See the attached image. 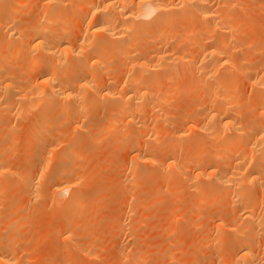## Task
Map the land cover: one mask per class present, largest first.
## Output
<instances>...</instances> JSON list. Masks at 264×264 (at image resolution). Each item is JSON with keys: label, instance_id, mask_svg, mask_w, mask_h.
Masks as SVG:
<instances>
[{"label": "bare ground", "instance_id": "6f19581e", "mask_svg": "<svg viewBox=\"0 0 264 264\" xmlns=\"http://www.w3.org/2000/svg\"><path fill=\"white\" fill-rule=\"evenodd\" d=\"M5 2H6V0H0V30H3V32L5 31L7 33L6 38H7V35L9 36L8 38H10V37L13 38L12 36L16 37V36H18L16 34H18L20 31L22 32V30H24V28L23 29L19 28L20 26H18L15 23L16 22L15 20L18 18V17L17 18L15 17L16 16L15 14L18 13V12L16 13L17 8H20V7L22 8L25 6L27 7L29 4H31V6H33L31 9L34 8L33 10H35L33 15L30 13V15H32V17L30 18L29 21L26 18L28 22L27 21H26L27 23L25 22L26 23L25 30H27L28 33L30 32L29 33L30 35L27 34V36L29 38L27 37V39H26L27 41L26 40L24 41V43L27 42L25 44H28V46L30 47V48L28 47L29 50L31 49L30 51H32L31 53H33L34 55L32 54L33 55L32 56L30 54V51H28L25 48L27 46L26 45V46H24L25 49H23V47H21V46H18L21 48V50L19 48H15L14 53H16V52L17 53H16V56H13V57L15 58L14 62H15V60H18V59L20 61L19 56L21 54L18 55L19 52L21 51L24 54V52L27 50L25 53H28V52L29 53H28V55L25 54L26 57L29 56V54L32 57L29 56V58L27 57L28 59L26 57H23L22 61L24 62V60H25L26 64L25 63L21 64L23 62H21L20 64L23 65L22 66L23 70H24V68H27L26 70H28V71H26V72H29V70H30L31 73L33 74V71L34 72L37 71V74L35 73L36 75L34 77H31V78L27 77L28 79L26 78L27 75H25V78H26V79L24 78L25 81L19 80L20 82H18L15 79V82H14V79H12V78H15L16 76H14V73H9L10 71L13 72V68L9 71V69H7L8 64L6 65V69L2 68L5 65L1 66L2 69L0 68V113L3 114V112H6V114L8 115V113L10 114L12 112L22 113V112H28L32 109L34 110L36 108H41L42 110H44L45 114H47L48 116L43 114V116L45 115L46 117H44L41 120L39 119L38 121H36L35 125L32 127L31 132H33V133L36 131L38 132L41 129L43 132L46 129V126L49 125L48 124L45 126L46 123H44V121L48 120L49 118L51 119L53 116L55 118V115H57V114L64 113L66 115L75 116V123L77 125V124H80L82 122L84 123L85 118H86V114L88 112L87 109H91L92 111H94L99 106H101V105L105 106L106 105L105 107L104 106L103 107L106 108L108 106V109H109L108 113H109V111H111L110 115H112V117H109L110 115L108 114L109 115L108 116L109 117L108 123L107 122L106 123L109 124V126L106 125L107 128L105 130H107V131L109 129L112 130V128H111L112 126L110 127V125L113 123H115L117 125L120 122V124L121 123L124 125L130 124V125L135 126L138 131L140 130V131L146 132L144 130L148 129L149 132L153 133L152 135L155 134V136H156L157 133H159V131L157 133H155L154 132L155 129L154 130L152 129L154 127L152 124H155L154 122L156 120L159 121V123L161 125L162 124L164 125L165 123L168 122L169 118H167V117H169V115L165 114L166 112L164 111L162 106H164V104H166L164 102L168 101L167 95L171 96V93L170 94L166 93L163 89L161 90V92L156 91V89H158L157 87H159V86L161 87L162 82L160 81V79L158 80V78H156L157 75L151 80H149V78H148L149 75L147 77H146V75L148 74L149 71L151 73H153L154 70L157 71L156 69H159L161 71L168 69L169 70L168 72L173 71L172 72V74H173L175 72L174 70H176L177 68L179 69L181 66L183 67V65H186V64L187 65L191 64L192 66L195 67L196 64L198 65V59L200 58L199 59L200 69L198 68V71L203 70L201 72L199 71L201 75L199 77L200 79H198V81H197L199 83L198 85L200 87H199V90L197 89L196 91L192 90V88H191V90L189 89L190 94H188V96L190 95V96L195 97L196 99H198V103L201 101L203 104L200 102L199 104L195 105V107L191 106V107H193L194 112L190 111V110L188 111L187 115L189 114V112H191V114H189L188 116L186 115L187 117H185L186 119H184L185 120L184 126H186L185 128L188 127L189 131H191V132L195 131L199 135V138L201 137V141H203V139H202V137H203L204 138L203 142H205V139H207L206 141H208V142L210 141L209 139H212L210 141L211 143L206 142L205 146L210 145V144L212 145L213 143L215 145L219 141L220 142L218 143V145L219 144L220 145L215 146V147H217V151L215 150V148L207 146L210 151H212V150L215 151L214 154H212V152L209 151L208 153H205V154L202 153L201 155H199L200 153L199 154H197V153L199 152V150H201L200 148L204 147V146H202L199 148V145L200 146L204 145V143L202 144L200 141L199 142L201 144L196 143V145L199 144L197 146V148L199 150L194 151V149H193V152H195L196 155L193 154V152H192L191 157L194 156V158H195L194 162H196V165L198 166V168L193 169V173H191V174H193V177H194V178H191L192 183H191L190 178L188 180H190V184H192V188L193 189L195 188L194 190H196L197 192H200L199 193L200 197L203 196V195H201V192H204V193L206 192L207 195H208V193H214L215 197H218L217 200H219V201L214 200V198H213V200H210V201L209 200L206 201V199H205V203H204V200L200 201V203L201 202L204 203V206H205V204L209 206L212 203L213 204L221 203V205L219 204L220 206H222L223 204L227 205L228 204V203H226L227 201L231 202V203L234 202L235 205L237 204L238 207L236 208V210H238V211H236V210H234V211H236V213L239 212L237 214V215H239L238 220L236 217L237 215L234 214L235 213L234 211H231V213L234 212L233 214L236 215L235 216L236 221L234 220L235 217L231 216V218L230 217L229 218L230 219L233 218L235 223H238L240 220L242 222V220H243L242 223L245 226L243 225V228L237 227L236 226L237 224H235L234 221H233V223H234L233 224V223H230L231 222L230 219H229L230 222H229V220L227 221V219L225 220V218L227 216L226 214L228 212H230L229 210H228V212H226V214L224 212L221 216L219 215L220 218L216 217V218H218V222L217 223L213 222V227L215 224L216 226L214 227V229L218 228L219 231L224 233L223 237L224 236L227 237L225 235V233L232 235V236L236 235L237 238H239L238 234L241 235V233H243L244 237L241 236L242 237L241 239L236 238L235 243L232 241L234 243V245H231L232 247L230 248L229 252H227V254L225 256H224V254L228 250L225 251V249L224 250L222 249L224 252H222L220 254H223L224 257L221 256L223 258H221L219 260L215 259L216 261L213 260V262H205L204 261V262H200V263H196V262L195 263L196 264H264V214L261 212L263 215L262 214L258 215L261 218L255 215V213L258 212V211L255 212V208L257 206L259 207V205L262 204V201H260V199L262 198L264 200V167H262L263 163H264V118H263L264 117V96H263L264 91L262 92L260 89V88H262V90H264V67L261 69H257L258 71L255 69L256 72L255 73L252 72V73H254L252 75L249 74L250 75L249 81H250L251 85H253L254 87H260L259 88L260 90L258 88H257L258 90L256 88H254L255 91L256 90L258 91V92L256 91V100L258 99L257 100L258 102L255 101V103L258 106L257 105L253 106V104L251 103V105L253 106V108L256 109V111L258 109V113L253 108H252V111H254V112L251 111V108L249 107L250 106L249 101L247 104H248V107L250 108V110H249V108H247V109L249 111H251V113H253L254 118L257 116H258V118L254 119L252 116L250 121H248V119H245V120H247V122H242L241 119L240 120L238 119L239 122L237 121L236 109L239 110V108L241 107V103L239 101H243V100H238L236 98L237 96L235 95L234 90L229 87V83L235 77H238L237 76L238 74H236V76L234 77L235 73H232V71H234V68L235 69H236V67L239 68V65L241 63H244L245 60H247L249 62V64L250 63L252 64L253 61L255 62V59H256L255 54L258 53V52H256V51H258L257 47H255V49H252L253 48L252 45L255 41L254 40L252 41V39H251L252 44H250V47H251L250 52H252V54L253 53L254 54L250 55L248 58V56H245V57L243 56L246 54H242V56L239 55V54H241V52H239V54H237L238 57L233 59L234 57H236V54H234V52L238 53L235 50L239 49V45H235V44H237V43L241 44V40H239L240 42H237L236 36H234L235 37L234 41L230 40L231 39L230 35L232 37L236 33H234V34L231 33L230 35H228L226 33H229V31H227V30H230V32H232V30L234 31V30H237L238 28L243 29L242 27H239L243 23V22H241L242 20L238 16L239 13H237L238 15L234 13V10L237 11V8H239L241 3L237 2V0H35V1L33 0L32 2L31 1L27 2V0H26L24 2L23 1L19 2V4L17 3L18 0L16 3L15 2L14 3L13 2L5 3ZM65 2L71 3L73 8H74V11H71V13H69V11L65 12V11H67L66 7L68 6L67 4H66L67 6H63V5H65ZM263 2H264V0H263ZM62 7L66 8V9H64L65 11L63 10ZM68 10H72V9H69V7H68ZM237 12H239V10ZM67 13H68V15H67ZM28 16L29 15H27V17ZM246 18L245 19L243 18L244 24L246 22ZM249 19H251V18H249ZM74 20H75V22L77 20V23H74ZM249 22H251L250 20H248L247 23L251 24ZM23 23L24 22H22V25H23ZM247 23L245 26H247ZM257 26H258V24L256 25V27ZM176 29L179 30V31H176V33L179 32L178 33L179 35L177 34L178 40L176 37L177 42L175 41V37H174V39H172L173 35L171 36V34H173ZM57 30H59V31H57ZM72 30H74V33H75V30H77L76 32H78L76 35L77 37L75 38V36H74L75 41H74V39H72L73 37L71 38L72 34H74ZM169 30H171V31L173 30L174 32L172 31L173 33H171ZM58 32H60V34H58ZM149 33L152 34L153 36L154 35L156 36L154 38L155 40L153 39L154 41H151L152 44L150 43V39L148 37ZM241 33H240V35H241ZM244 34H245V31H244ZM144 35H148L146 37H148L149 41H147L145 39L147 44L149 42L148 47H145L146 42H145L144 46H141L144 43L142 44V42L141 43L139 42L140 38H143L142 36H144ZM237 35L239 36V34H237ZM250 35L251 34H249L248 36H250ZM190 36H192V38ZM223 36H227V38L225 37V39L229 38L228 39L229 42H228V40H226L227 41L226 42L224 40ZM150 37L152 38L151 35H150ZM170 37H172L171 39L174 40L173 42H176V45H172L171 41H170L171 46H170L169 42H168L167 46L165 45L166 44L165 42L169 41ZM188 37H190V38H188ZM251 37H253V36L251 35ZM253 38H255V37H253ZM183 39H184V41H183ZM186 39H191L192 42L190 44H186V42H185ZM192 39H194V41ZM10 40H13V39H10ZM142 40H144V39H142ZM1 41H3V38ZM7 41H8V39H7ZM163 41H164V43H163ZM235 41H236V43H235ZM256 41H258V40H256ZM4 43L5 42H3V44ZM230 43L233 44V47L230 45ZM183 44H184V46H183ZM256 44H257V42H256ZM261 44H262V42H261ZM1 45H2V43H1ZM14 45L16 46V43ZM3 46H5V45H3ZM7 46H10V43ZM236 46H238L237 47L238 49L236 48ZM241 46H243V48H244L246 45L243 44ZM254 46H255V43H254ZM3 48L5 49V47H3ZM8 48H10V47H8ZM240 49H242V47ZM84 50H87L88 52L86 54H84L83 53ZM254 50L256 53L254 52ZM1 51H3V50H1ZM82 53H83V55H82ZM230 54H232L234 57L232 58V56H230ZM17 55L19 57L18 59H16ZM80 56L83 57L82 61L79 60V62H80L79 64L76 63L74 66H73V64L71 65V63H72L71 61H73V62L76 61L77 60L76 58H78ZM239 56H241V57H239ZM258 56L260 57V55H258ZM258 56H257V62L259 59ZM10 58H12V57H10ZM113 58H115V61H116V59H118L117 63L119 60L120 61L122 60L120 65H122V67L124 65V67H125L124 69H127V72L125 73L124 71H126V70L121 69V67H120V69L122 71L124 70L123 73H125V77H123L124 75L122 74V71H121L120 72L121 79L118 80V78H117V82L114 81L116 79V76H115L116 74L114 75V73H111L110 71L112 70V72L116 71L115 73H119L120 70L117 72L118 67H117V70L116 69L113 70L115 67H112L111 69H109L108 68L109 65L107 63L110 60L112 61ZM263 58H261V59H263ZM200 60L202 62L204 61V63L201 62L202 65L200 64ZM10 61H13V60H10ZM77 62H78V60H77ZM110 62H109V64H110ZM205 62H206V64H205ZM112 63H113V61H112ZM122 63H125V64H122ZM106 64L108 65V67H107L108 69H106L108 74L105 71ZM116 65L120 66L119 64H116ZM173 65H174V68L175 67H177V68L174 69ZM218 65H220L222 68L219 70H222V72L224 71L223 73L219 72V73H222L221 75H218V73H217L218 68L220 67V66L218 67ZM111 66H113V64ZM170 67H171V70L169 69ZM194 67H192V68H194ZM215 68L217 69L216 71H215ZM184 69H186V68H184ZM23 70H21V73L25 72ZM159 70L157 71V73L159 72ZM213 70L215 73H217L218 77L216 74H214L215 76L213 75V73H214ZM177 71H181V70L179 69ZM183 71H185V70H183ZM242 71H244V70H242ZM145 72L147 74H145ZM163 72H166V71H163ZM168 72H166V73H168ZM241 72H239V74ZM109 73H111V74H109ZM194 73H195V71H194ZM194 73H192V74L190 73L192 75V78H193ZM11 74H13L14 77H11ZM74 74H76L77 77H78V74L79 75L85 74V76L83 77V75H81L83 78L82 77L76 78V77H74ZM169 74H171V73H169ZM177 74L180 75L181 73L177 72ZM21 75L19 77L20 79H21V77H23V73ZM117 75H119V74H117ZM181 75H183V74H181ZM113 76H115V77H113ZM198 76H199V74H198ZM241 76H243V75L241 74ZM112 77H113V82H115V84L117 83L116 85H114L112 83ZM213 77H215V78H213ZM19 78H17V79H19ZM190 78H191V76H190ZM197 78L198 77H196L195 79H197ZM236 80H239V79L236 78ZM16 81H17V84H16ZM189 81L190 80H188V82ZM23 82H25V83H23ZM188 82L186 83V86L187 85H188V87L192 86V82L191 81L189 82V83H191V85L188 84ZM18 83H20V85H18ZM165 83H164V85H166ZM193 83H195V82L193 81ZM235 83H237V82H235ZM168 84H169V80H168L167 85ZM171 85L172 84H170V86L169 85L168 86L171 87ZM198 85H196V86L198 87ZM119 86L121 88H119ZM163 86H162V88H163ZM176 87L172 90H170L171 89L170 88L169 90L175 91ZM236 87H237V89H239V86H236ZM162 91H164L166 94L164 92L162 93ZM179 91H177V92H179ZM191 91H192V93H191ZM255 91L253 94H255ZM177 92L176 93L172 92V93L177 95ZM186 92H187V90H186ZM182 93H183V91H182ZM183 94H185V93H183ZM251 94H252V92H251ZM239 95H240V90H239ZM173 96L174 95L172 94V97ZM243 97L245 98L246 96L244 95ZM188 99H189V97H188ZM190 99H191V97H190ZM239 99H243V98H239ZM189 102H187V103H189ZM243 103H245V102H243ZM192 104H195V103H192ZM247 104H246V106H247ZM179 105H182V104H179ZM167 108L169 109V107H167ZM175 108H173L172 110H175ZM177 110L178 109H176L175 111H177ZM162 111H164L165 113ZM19 113H16V114H19ZM173 113H174V111H173ZM143 114H147V115H149V117L148 116L146 117V115L142 117ZM66 115H65V117H67ZM249 115L251 116L250 113H249ZM173 116H172V118L174 119ZM240 116L242 117L243 115H240ZM260 116L263 119H260L257 121V119H259ZM54 118H52V120ZM67 118H65V119H67ZM62 119H64V118H62ZM88 119L90 120V118H88ZM252 119H253V121H252ZM52 120H50V121H52ZM103 121H105V120H103ZM70 122H72V121H70ZM182 122H183V120H182ZM149 124H151V125H149ZM104 125H105V123H104ZM157 125H158V123H157ZM157 125H155V127ZM72 126H74V125H72ZM98 126H100L99 122H98ZM98 126H96V127H98ZM114 126L115 125L113 124V127ZM149 126H151V127L149 128ZM76 127H78V126H75V128ZM129 127H126V128L124 127L125 131ZM33 128L36 129V131ZM86 128H88V127H86ZM117 129H119V128H117ZM150 129H152V131H150ZM101 130H104V129L102 128ZM115 130L116 129L114 127V131ZM46 131H47V129H46ZM112 131H110V132H112ZM136 131H135V133H136ZM156 131H157V129H156ZM81 132H83V131H81ZM110 132L109 133L106 132V134H109L108 136H110ZM120 132H121V134L124 133V131H120ZM132 132H134V131H132ZM149 132H147V133H149ZM193 132H192V134L195 135V133H193ZM83 133H82V136H83ZM117 133H118L117 131L115 133L112 132L111 136H113L114 134H115V136H117L116 135ZM151 133H149V134H151ZM40 134H39V136H40ZM42 134H44V133H42ZM42 134H41V136H42ZM90 134H92V133H90ZM106 134H105V136H106ZM97 135H98V133H97ZM127 135L126 134L123 135L125 140H126ZM132 135H133V133H132ZM184 135H186V131L177 130L173 133L172 137H174L177 141L179 139L180 140L181 139L187 140L186 137L183 138ZM198 135H197V137H198ZM31 136H33L32 133H31ZM41 136L39 139H41L40 141H43L42 140L43 138H41ZM118 136L120 137V139H122L121 138L122 135L120 136V133ZM157 136H156V138L158 139L159 136L158 137ZM167 136H168V138L171 137L170 135H167ZM30 137H28L29 140H30ZM142 137H141V139H143ZM163 137L164 136H160V138H163ZM188 137H189V135H188ZM138 138H136V140H138ZM152 138H154V137H152ZM168 138H167V141H168ZM39 139L37 138L36 141H39ZM214 139H216L218 141L216 142V141H214ZM101 140H103V139H101ZM129 140H130V138H129ZM136 140L135 141H127V143L125 141L119 142V140H116V147L114 149V150H119V151L122 148L127 149L128 152L125 153L127 156H126V160L123 164V167L125 168L126 171L127 170L131 171V174L130 173H129L130 175L128 174L129 176L132 175L133 179L135 178V180L138 179L137 177L142 179V176L146 177L145 171L148 172L149 168H151V167L162 168L161 169L162 171H163V168L168 167L169 171L171 169L173 174H177L176 179L178 181L179 173L181 171L185 170L188 166L185 165V163H186L185 160L183 163H181L182 165L178 161L177 152H176L177 150L176 149L174 150V144H176V143H174L173 145H172V143L171 144L166 143L167 144V145H165L166 148L164 147V144L163 145L161 144L160 147L163 146L165 149L169 148L168 152H170L172 149L175 152H171V153L167 154V155H170V154L171 155L168 156L167 158H165V160L157 161V159H155V156L153 154L154 152H152L154 150L153 147H152V150L148 149V148H144L145 144H143V146H142V143L139 140L138 141H136ZM146 140H147V138H146ZM153 140L156 141L155 138ZM162 140H160V142ZM186 140H185V142H186ZM191 140H188V143ZM30 141H32V140H30ZM212 141H214V142L212 143ZM75 142H77V141H75ZM95 142L96 141H94V143ZM98 142H99V140H98ZM117 142H118V144H117ZM157 142L159 143V141H157ZM192 142H190V144ZM149 143H150V141H149ZM151 143L155 144L154 142H151ZM180 143H181V141H180ZM193 143H195V142H193ZM183 144H184V142H183ZM183 144H180V145L182 146V148H185L186 146L183 147ZM7 145H9V143ZM95 145H97V142L95 143ZM149 145H148V147H149ZM177 145L178 144H176L175 147H177ZM180 145H179V147H180ZM9 146H11V145H9ZM49 146H53V145H49ZM73 146L74 145L69 146V148L72 147V149H70V151L73 150L74 152H76V150H75V148H73ZM168 146H170V147H168ZM195 146L193 144V148ZM76 147H77V145H76ZM48 148H51V147H48ZM186 148H188V147H186ZM186 148H185V150H186ZM197 148H195V150ZM210 148L211 149L213 148V149L211 150ZM28 149H29V147H28ZM180 149H181V147H180ZM29 150H32V148ZM81 150L82 149H80V151ZM188 150L191 151L190 149H188ZM73 151L68 153L65 150L66 154L64 153V155L63 154L58 155L60 157H58V158L56 157L57 159H55V161L53 158L52 159L54 161L53 165L55 163V164H59L61 166V163L64 161L63 158L66 157L65 155L68 156L71 154L70 157H73V155H72ZM32 152L33 151H31L30 154H32ZM46 152L48 155V153L51 151H49V149H48V151H46ZM183 152H184V150H183ZM205 152H207V151H205ZM45 153L42 154V155H44V161H45ZM35 154H37V153H34V155ZM76 154H77V152H76ZM76 154H74V155H76ZM81 154L79 153L78 155L83 157V155H81ZM187 154L188 153H186V154L184 153V155H187ZM37 155H35V156H37ZM42 155H41V157H42ZM79 156H77V157H79ZM93 156L95 157L94 154H93ZM181 157H183V155ZM214 157L218 158V160L220 159L219 160L220 162L218 161L219 163H216L217 159L214 162ZM46 158H47V161L49 163L48 157H46ZM186 158H188V157H186ZM162 159H163V157H162ZM41 160L43 163V159H40V161ZM78 160L76 159L77 162H79ZM94 160H95V158H94ZM1 161H3V160H1ZM50 162H52L51 159H50ZM108 162H109V160L106 163H108ZM39 163L41 165V162H39ZM44 163H46V161ZM121 163H123V161ZM260 163L262 165H260ZM1 164H2V162H0V165ZM78 164H80V162ZM187 164H190V163L188 162ZM191 164H193V163H191ZM3 165H4V163H3ZM40 165H38V164H37V166L33 165L34 168L33 167L32 168L34 171L31 170L30 167H27L22 172H20V174L18 173L19 176L17 177L19 179L18 183L23 182L27 186L26 187L27 189L23 188L25 191L27 190L25 192V193H27L26 195L31 196L32 198L37 197V195H36L37 190L39 188V185L41 184L42 177H44V176H42L43 175L42 172L44 169H42V167ZM43 165H45V167H46V164H43ZM47 165H49V164H47ZM184 165L187 167L185 168ZM5 166L6 165H4V167ZM0 167H3V166L1 165ZM7 168H9V167L7 166ZM140 168L143 169L141 172L139 171V170H141ZM98 169L100 170V168H98ZM41 170H42V172H41ZM54 170H56V169H54ZM136 170H138V171H136ZM194 170H195V172H194ZM2 171L0 169V174H2ZM11 171H12V169L10 168V170L8 171V172H10L9 173L10 175L8 174V172L3 173V174L7 173L6 175H8V176H5V175L4 176H5V178L8 179V182L10 181L8 178L9 176H15V175L17 176V173L14 172V170H13V172L15 173V175H12L13 172L11 173ZM66 171H67V168L62 167V169H59L58 171L56 170V172H52V174L49 173L50 175H46V177H45L46 180H45V182L44 181L43 182H44L45 186L47 185V189H48L47 192H49L51 194V197H52V198L50 197L52 200L51 202H54L56 205L57 204L58 205H66L67 204L70 206L76 205L78 207L76 210L70 211L71 210L70 209L67 212H65L64 213V216H65L64 221L62 222V224H60L61 233H65V232L68 233L69 235L67 234V238L70 241H72L74 238H77L76 236L81 235V233L86 229L85 227L90 226L91 223L84 225V224H81L82 222L81 223L79 222V219H77V216H79L78 214L82 215L81 212L83 211V207L80 205L78 206V204H80L79 202H81V204H83V202H82V200H80L81 197L79 198L78 196H75L74 189H75V187H77L78 183H80L79 181L81 180V176H70L68 173H66ZM159 171H160V169H159ZM189 171H187V172H189ZM137 172H138V176L134 177V174H136ZM143 174H145V175H143ZM187 174L189 176V173H187ZM165 175L166 174H164V176ZM1 176L4 179L3 175H1ZM1 176H0V179H1ZM132 176H131V179H132ZM145 177H143V178L145 179ZM168 177L169 178L172 177L170 179V181H171L174 178V175H172V173H171V176H168ZM190 177H192V176L190 175ZM205 177L209 178V181L212 180L211 182H208L209 185L207 183L206 184L207 186H200L201 183L200 184L194 183V186H193V182H194L193 179L199 180V179H202ZM197 178H199V179H197ZM18 179H15V180L18 181ZM133 179L130 181L136 182ZM4 180H6V179H4ZM6 181H4V182H3V180L0 181V182H3L0 184V195H1L0 198L1 199H2L3 193L6 192L8 194V192H10V191L13 192L15 190V187L11 186V185H13L14 182H12V184H11V181H10V183L8 185H6L5 184ZM137 181H139V180H137ZM177 181L175 183H177ZM186 181L184 183H186ZM137 183H139V182H137ZM2 184H3V186L5 184V186L1 187ZM177 184H179V183H177ZM177 184H176V189H177ZM187 184H189V181ZM157 185H158L157 188L159 190L160 184L158 183ZM10 186L12 188L14 187L13 190L10 188ZM133 186H134V184H133ZM167 186H169V185H167ZM184 187H185V185H184ZM44 189H46V188H44ZM183 189H185V188H183ZM155 190L158 193L157 189H155ZM180 190L182 191V189H180ZM194 190L192 193L195 192ZM177 191H179V190H177ZM252 191H254V193ZM159 192L162 193V189ZM169 192H171V195H172V190ZM21 193H22V191H21ZM130 193H132V191ZM141 193L142 192H140V195H141ZM163 193H165L164 190H163ZM189 193H191V191ZM204 193H202V194H204ZM151 194L152 193H150L149 195H151ZM46 195H47V193H46ZM135 195L136 194H134V196ZM154 195H157V194L153 193V196ZM163 195H167V194L165 193ZM197 195H198V193H197ZM207 195L205 197H208ZM10 196H11V193H10ZM180 196H182V195H180ZM130 197L132 198V195ZM100 198H101V196H100ZM178 198L180 199V197H178ZM138 199H140V198H138ZM160 199H158V200H160ZM179 199H178V201H180V202H181V200L183 201V199H181V200H179ZM8 200L6 199V201H8ZM13 200L9 201L10 204L8 206V208L11 207V209H9L11 212H8V213L6 212L9 216H12L10 213H12V211L15 212V210L18 208V206H21L19 199H16L19 204L16 202V200H14V201ZM148 200H150V198H148ZM84 201H86V200H84ZM135 201H134V203H135ZM143 201H145V200H143ZM150 201L152 203V200H150ZM86 202H88V201H86ZM89 202H90V200H89ZM122 202L124 203V201H122ZM193 202H194V200H193ZM214 202H216V203H214ZM222 202H223V204H222ZM151 203H149V204H151ZM172 203L175 204V202H173V201H172ZM200 203H199V205L201 206L202 204H200ZM1 204H3V203H1ZM118 204L119 203H117L116 205H118ZM147 205H145V206H147ZM199 205H196V202H195V206H197V210H198ZM174 206H177V204H175ZM188 207H190V206H188ZM188 207H186V209ZM117 208H119V205ZM123 208L121 207V209H123ZM171 208L172 207L170 206V209ZM217 208H218V206H217ZM229 208H227V206H226V209H229ZM6 209L7 208H5V210ZM190 209H193V208H190ZM133 210H135V209H133ZM175 210H177V208L176 209L174 208L173 211H175ZM1 211H2V209H0V212ZM3 211H4V208H3ZM83 212H85V211H83ZM183 212H185V211H182V214H184ZM163 213H164V211H163ZM84 214L85 213H83V215ZM165 214H168V213L165 212ZM8 215H7L5 221H7L8 219L9 220L6 222L5 228L14 221V220L11 221L12 217H14V216L9 217ZM169 215H167L166 217H168ZM171 215H172V217H174L173 213ZM4 216H6V215H4ZM181 216H180V218H181ZM172 217H170V219ZM79 218H80V216H79ZM82 218H81V221H82ZM216 218L214 220H216ZM75 219H77L80 224L77 225V221H75ZM111 219L112 218H110V221H108V222H112L113 219L112 220ZM119 219H121V218H119ZM86 220H87V218H86ZM86 220H84V221H86ZM178 220H179V218H178ZM1 221H2V219H1ZM5 221H3V223ZM120 223H121V221H120ZM122 223H123V220H122ZM170 223H168V224H170ZM94 224H95V222L93 223V225ZM199 224H200V226L203 225L202 223H199ZM111 225H115V223L111 224ZM124 225H125V223H124ZM189 225H190V223H189ZM165 226H167V224ZM169 226L170 225H168V229H169ZM187 226H188V224H187ZM18 227H16V228H18ZM95 227H96V225H95ZM188 227H190V226H188ZM75 228H77V229L74 230ZM107 228L110 229L109 226ZM124 228L125 227L123 226V229ZM161 228H162L161 229V231H162L163 227H161ZM194 228H195V226H194ZM205 228H207V226H205ZM116 229H119V228H116ZM116 229H115V231H116ZM182 229H184V228H182ZM120 230H121V228H120ZM172 230H174V229H172ZM15 231H17V230H15ZM15 231H12V233H11V231L9 232L11 234L7 238L8 241L7 240L5 241L3 238H0V264H21V261H19V259L17 258V255L14 251L16 246L14 247V249H12L13 246L11 247L10 246L11 244L9 243L10 240L12 241L13 239H15L17 237L16 236L17 234L15 235ZM118 231L119 230H117V232ZM210 231H211V228H210ZM94 232L95 231H93V233ZM168 232H170V231H168ZM172 232L173 231H171V233ZM87 233H84V234H87ZM95 233H97V232H95ZM183 233H185V232L183 231ZM207 233H210V232L208 231V232H206V234ZM216 235L218 236V233ZM19 236H20V234H19ZM211 236L213 238V235H211ZM221 237H222V235L219 236L220 240L222 241L223 238L221 239ZM86 238H90V237L85 236V241H86ZM93 239H95V238H93ZM187 239H188V237H187ZM206 239L207 238H205V240ZM234 239H235V237H234ZM255 239L257 240L256 243L260 244L259 248H262V250L259 252L258 251L256 252L258 244L257 245L254 244ZM200 240H202V239H200ZM196 241L194 243L197 244L198 241L197 242ZM215 241H214V243H215ZM86 242L88 243V242H90V240L86 241ZM86 242H85V245H86ZM216 242H219V241H216ZM95 243H97V240ZM208 243H210V242H208ZM177 244H180V243L178 242ZM225 244H226V242H225ZM89 245H90V243H89ZM199 245H200V243H199ZM221 245H219V246H221ZM197 247L199 248L198 245H197ZM254 247H255V249H254ZM224 248H226V247H224ZM194 250H196V249H194ZM165 251H167V246L165 248ZM123 252L126 255L124 250H122V254H123ZM138 253H140V252H138ZM168 253H169V251H168ZM127 254H129V253H127ZM159 254H158V256H159ZM18 255L20 256V253ZM161 255H163V254H160V256ZM167 257H169V255L166 257L164 255V258H167ZM191 257H192V255H191ZM159 258H161V257H159ZM181 264H183V263L181 262Z\"/></svg>", "mask_w": 264, "mask_h": 264}, {"label": "rangeland", "instance_id": "374dc122", "mask_svg": "<svg viewBox=\"0 0 264 264\" xmlns=\"http://www.w3.org/2000/svg\"><path fill=\"white\" fill-rule=\"evenodd\" d=\"M22 1L24 2L26 0H21V1L18 0V2H17V0H6L5 3H9V2H13V3L15 2L16 3L17 2L19 4V2H22ZM28 1L32 2L33 0H27V2ZM237 2L241 3L239 8H237V11L239 10V12L234 10V13L235 14L239 13V15L238 14L237 15L242 20L241 22H243L239 27H242L243 29L238 28L237 30H234V31L232 30V32H230V30H227V31H229V33H226L228 35H230L231 33H233V34L236 33L232 37L230 35V38H231L230 40L234 41V39H235L234 36H236V38L238 39V40L236 39L237 42H240L239 40H241V44L240 43L235 44L236 41L234 43L235 45H239V49L237 48L238 46H236V48L239 51L235 50L238 53H235L233 51L234 54H236V57H234L232 54H230V56H232V58L234 57L233 59H235V58L238 57L237 54H239V52H241V54H239V55L242 56V54H246V55H243V56L244 57L248 56V58H249L250 55H253L254 53L252 54V52H250L251 51L250 44H252L251 43V39H252V41L253 40L255 41L254 42L255 46H254V43H253V45H252L253 48L252 49H255V47L258 48V49L256 48L258 50L256 52H258V53H256L255 50H254V52L256 53L255 54V57H256L255 62L253 61L252 64L251 63L249 64V62L247 60H245L244 63H241L239 65V68L238 67H236V69L234 68V71H232V73H235L234 77L236 76V74H238L237 75L238 77H235L229 83V87L234 90L235 95L237 96L236 98L238 100H243V101H239L241 103V107L240 106H239L240 108L238 107L240 111L236 109L237 121L239 122V120L241 119L242 122H247V120H245V119H248V121H250L252 116H253V113H251V111H252L253 106L257 105L255 103V101L258 100V99L256 100V91L260 88V87H254L253 85H251V83L249 81V77H250L249 74L252 75V74H254L256 72L257 69H261V68L264 67L263 66L264 65V58H263L264 57V54H263L264 53V51H263L264 50V26H263L264 25V5H263L264 2H263V0H237ZM69 4L72 6L71 3H66V2H65V5H63V6H67L66 7L67 11L64 10V9H66L65 7L64 8L62 7V8H63V10L65 12L69 11V13H71V11H74V8H73V6L71 7ZM29 5L28 6L30 8L28 6L27 7L25 6V7H22V8L21 7L17 8L16 13L17 12L18 13L15 14L16 15L15 17L16 18L18 17V18L15 20L16 21L15 23L18 26H20L19 28H21V29L24 28V30H22V32L20 31L21 33L19 32L20 34L19 33L16 34L18 36H16V37L12 36L13 38H11V37L8 38L9 36L7 35V38H6V34L7 33L5 31L3 32V30H0V59H1L0 60V68H1L2 65L3 66L5 65L2 68L6 69V65L7 64H8L7 69H9V71L13 68V72L10 71L9 73H14V76H16L15 78H12V79H14V82H15V79L18 82H20L21 80L25 81V79L27 77L31 78V77H34L37 74V71H35V72L33 71V74L31 73L30 70H29L30 73L26 72V71H28V70H26L27 68H24V70H23V67H22L23 65H21V64L25 63V60H24V62L22 61L23 57H26V55H28V53H29V52L28 53H25V52L27 50L28 51L31 50V49L29 50L30 47L28 46V44H25L27 42L24 43V41L28 37L27 34L30 33V32L28 33L27 30H25L26 23L30 20V18L32 17L33 13L35 12V10H33L34 8L31 9L33 6H31V4H29ZM68 7H69V9H72V10H68ZM30 13L32 15H30ZM27 15H29V16L27 17ZM67 15H68V13H67ZM245 16L246 17L248 16V17L246 18ZM26 18L28 19V21H27ZM243 18L244 19L246 18L245 24H244ZM249 18H251V19H249ZM248 20L251 21V22H249L251 24L247 23ZM22 22H24L23 25H22ZM74 23H77V20H76V22L74 20ZM246 23H247V26H245ZM257 24H258V26L256 27ZM57 31H59V30H57ZM72 31L74 33V30H72ZM76 31L77 30H75V33L72 34V36H71V38L73 37L72 39H74V41H75V38L77 37L76 35L78 33ZM169 31L171 33L174 32L173 30H172L173 32L171 30H169ZM176 31H179V30L176 29L175 32H174L175 34L174 33L171 34V36L173 35V38L170 37L169 41L165 40L166 41L165 42L166 46H167L168 42L170 44V41H171L172 45H176V42L178 40L177 36L179 35L178 34L179 32L176 33ZM244 31H245V34H244ZM240 33H241V35H240ZM58 34H60V32H58ZM237 34H239V36ZM249 34H251L255 38L251 37V35L248 36ZM148 35H144V36H142L143 38H140L141 41L139 40V42L140 43L142 42V44L144 43L143 45H141L138 42L141 46L145 45L146 40L149 41L148 37L150 39V43H151V41L155 40L154 39L156 37L155 35L153 36L150 33ZM150 35L152 36V38L150 37ZM74 36H75V38H74ZM146 36H148V37H146ZM174 37H175V41L176 42H173L174 40H172V39H174ZM176 37H177V40H176ZM190 37L192 38V36H190ZM190 37H188V38H190ZM223 37H224L225 41L229 39V38L225 39V37L227 38V36H223ZM2 38H3V41H1ZM7 39H8V41H7ZM10 39H13L14 41L10 40ZM142 39H144V40H142ZM192 40L194 41V39H192ZM256 40H258V41H256ZM259 40L262 42V44H261V42ZM183 41H184V39H183ZM3 42H5L6 44L5 43L3 44ZM185 42H186V44H190L192 41H191V39H186ZM228 42H229V40H228ZM256 42H257V44H256ZM1 43H2V45H1ZM9 43H10V46H7V45H9ZM15 43H16V46L14 45ZM163 43H164V41H163ZM148 44H149V42H148ZM148 44L146 42V46L145 47H148L149 46ZM171 44H170V46H171ZM243 44L246 45L244 48H243V46H241ZM3 45H5V46H3ZM230 45L233 47L232 43H230ZM18 46L23 47V49H25V48L27 49L25 52L23 51L24 54L20 51L21 48L18 47ZM24 46H26V47L24 48ZM183 46H184V44H183ZM3 47H5V49ZM8 47H10V48H8ZM241 47H242V49H240ZM15 48H19L20 49V50L19 49L18 50L21 53L19 52L18 55H20V54L21 55L19 56L20 57V61H19V59H18L19 57L17 55L16 59H18V60H15V62H14L15 58L13 56H16V53H17V52L14 53L15 52L14 51ZM1 50H3V51H1ZM31 52L32 51H30V54L32 55L33 53H31ZM87 52H88L87 50L83 51L84 54H86ZM83 53H82V55H83ZM30 54H29V56H31ZM257 54L260 55V57ZM256 55L259 57L258 62H257V56ZM29 56H27V57L29 58ZM241 56H239V57H241ZM10 57H12V58H10ZM261 58H263V59H261ZM76 59L78 60V62H77ZM76 59H75L76 61H74L75 63L73 61H71L72 62L71 65L73 64V66H74L76 63L79 64L80 63L79 60L82 61L83 57L80 56V57H78ZM199 59H198V65L196 64L195 67L192 66L191 64L183 65V67L187 69L186 70V69H184L181 66L182 68L180 67L179 69L182 72L181 71H177L179 69L177 67L174 68V65H173V68L174 69L177 68V69L174 70L172 68L176 72V73L174 72L173 74H172L173 71L172 72H168L169 71L168 69L167 70H163V71H166L168 73L163 72V71H161L159 69H156L157 71L159 70L158 73L155 70H154V72L151 70L153 73H151L150 71L149 72L147 71L148 72V74H147L145 72V74H147L146 77L149 75L148 76L149 80L153 79L157 75L156 78H158V80L160 79V81L163 83L162 84L160 82L161 83V87L160 86L157 87L159 90L156 89V91H158V92L160 91L161 92V90L163 89L166 93H169V94L171 93V96L170 95H167L168 97L166 96L168 101H165L164 103H166V104L163 103L164 106H162L166 113L164 111H162V112H164L166 115H169V117H167V118H169L170 120L168 119V122L165 123L164 125L163 124L161 125L159 123V121H157V120L156 121L154 120L155 124H152L154 126L152 129L153 130L155 129L154 132L157 133L159 131V133H157V135L159 137L156 135L158 137V139L156 138L155 134L152 135L153 133L149 132L148 129H147L148 131L144 130L146 132H143V131H140V130L138 131L135 126L130 125V124H125L124 125L122 123H121L122 124L121 125L120 122L117 125L115 123H113L115 125L114 126L115 129H116L115 131H114L113 124L110 125V127L112 126L111 128H112L113 131L110 130V129L108 131L105 130L107 128L106 125L109 126V124H107L108 123V118L112 117V115H110L111 111H109V113H108V110H109L108 106L106 108H104L106 105L105 106L103 105L104 107L101 105L94 111H92L91 109H87L88 112L86 114V118H85L84 123L82 122V123L77 124V125L75 123V116L66 115L64 113L57 114V115H55V118H54V116L52 117V118H54L53 120H52V118L51 119L49 118L48 120H45V121L43 120L44 123H46L45 126L49 124L48 125L49 127L46 126L47 131H46V129L45 130L43 129L44 131L42 132V129H41V130H39L37 132L36 129H34L35 128L34 127L33 129L36 131L34 133L31 132V131H32V127L35 125L36 121H38L39 119L41 120L44 117L48 116L47 114H45L44 110H42L41 108H36L34 110L32 109V110H30L28 112H22V113L16 112V113H19V114H16V113L12 112V113H10L11 115L8 112H7L8 115L6 114V112H3V114L0 113V156H1L0 157V162H2L1 165L3 167H4V165H6L4 168L0 167L1 171L3 170L2 174H0V176L3 175L4 179L7 180V181L4 180L2 178V176H1L0 181L1 180H3V182L6 181V183H5L6 185H8L10 183V181H11V184H12V182H14L13 185H11V186L15 187V190L13 192L10 191V192H8V194L5 192V193H3L2 199L0 198V209H2V211H1L2 213L0 212V235H1L0 238H3L6 241L8 236L12 233V231L17 230V231H15V235L17 234L16 235L17 237L15 239H13L12 241L10 240L9 243L11 244L10 245L11 247L13 246L12 249H14V247L16 246L14 251H15L19 261H21V264H178V263L181 264V262L183 264H196V263H200V262H204V261L205 262H213V260L216 261L215 259L219 260V259L223 258L227 254V252H229L230 248L232 247L231 245H234L237 236L236 235L232 236V235H229V234L225 233V235L227 237L224 236L225 237L224 238L223 237L224 233L219 231L218 228L214 229V227L216 225L214 224V227H213V222L217 223L218 222V218H216V217L220 218V216L224 212L226 214V212H228V210L230 212H228L229 214L228 213L226 214L227 216H226L225 220L227 219V221H228L231 218V216L235 217L239 213V212L236 213V211H238V210H236V208L238 207L237 204L235 205L234 202L231 203V202L227 201L226 203H228L229 205L228 204L227 205L223 204V202H222L223 205L220 206L221 203L214 202L216 204L212 203L213 205L210 204L209 206L205 204V206H204L205 199H206V201L207 200L210 201V200H213V198H214V200L219 201V200H217L218 197H215L214 193H208V192H207L208 195L206 194V192L205 193L201 192V195H203V196L200 197V194H199L200 192H197L196 190H194L195 188L193 189L192 188V184H190V180H191V183H192V179L191 178H194L193 174H191V173H193V169L198 168V166L196 165V162H194L195 161L194 156L191 157L192 156L191 153L193 152V149H194V151H198L199 149L197 148V146L199 144H201V143L202 144L204 143V145H201V146L199 145V148L202 147V146H204V147L200 148L201 150H199V152L197 154L200 153L199 155H201L202 153H204V154L208 153L210 151L208 149V147H213L217 151V147H215V146H217L218 143L220 142V141L217 142L218 140L214 139V141H216L217 143L215 142L216 144L214 145V143H213L214 141H212L213 144L212 145L211 144L207 145L208 146L207 147V146H205L206 142H208V141H206L207 139H205V142H203L204 138L202 137L203 141H201V137L199 138V135L195 131L194 132L192 131L193 133H195V135H193L192 132L189 131V128L187 127L188 128L187 129V128H185L186 126H184V124H185L184 123L185 122L184 119H186L185 117H187L189 114H191V112H189V114L187 115L188 111L189 110L193 111V107H195V105H197V104H199L201 102L200 101L198 103V99H196L195 97L190 96V95L188 96V94H190L189 89L191 90V88H192V90L196 91L197 89L199 90V87H200L198 85L199 83L197 81H198V79H200L199 78L200 75H201L200 72L203 71V70H199L200 72L198 71V68L200 69ZM10 60H13V61H10ZM117 60L118 59H116V61H115V58H113L112 59L113 63L110 60L111 62L110 61L107 62L109 67H108L107 64H106V67H105V71L106 72H107L106 69H108V68L111 69L112 67H115L113 70H115V69L117 70V67H118L117 72L120 70L119 73H115L116 71L112 72V70L110 71L111 73H114V75L116 74L115 75L116 79L114 78L115 79L114 81H116V82H117V78H118V80L121 79V77H120V72L122 71L121 69L125 68L124 65H123V67H122V65H120L122 60L121 61L119 60L118 63H117ZM21 62H23V63H21ZM109 62H110L111 65L113 64V66H111L109 64ZM201 62L202 61L200 60V64L202 65V63H204V61L202 63ZM116 64H119L120 66H118ZM122 64H125V63H122ZM205 64H206V62H205ZM219 66L220 65H218V67ZM120 67H121V69H120ZM192 67H194V68H192ZM169 69L171 70V67ZM219 69H222L221 66L218 68V72H217L218 75H221L224 71L222 72V70H219ZM21 70H23L25 72H22L23 73V77H21V79H20L19 77L22 74ZM124 70H126V71H124ZM124 70L123 71L126 73L127 69H124ZM183 70H185L186 72L183 71ZM216 70L217 69L215 68V71ZM242 70H244V71H242ZM123 71H122V74L124 76L123 75L122 76L125 77V73H123ZM194 71H195V73H194ZM177 72H180L183 75H181V74L179 75V74H177ZM213 72H214V70H213ZM219 72H222V73H219ZM239 72H241V73L239 74ZM252 72H254V73H252ZM111 73H109V74H111ZM169 73H171V74H169ZM190 73L191 74L194 73L193 74V78H192V75ZM217 73L214 72L213 75L214 74L217 75ZM107 74H108V72H107ZM117 74H119V75H117ZM198 74H199V76H198ZM241 74L243 76H241ZM25 75H27L26 78H25ZM81 75H83V77L85 76V74H80V75L78 74V77L79 78L82 77ZM218 75H217V77H218ZM14 76H13V74H11V77H14ZM115 76H113V77H115ZM190 76H191V78H190ZM74 77L78 78L76 74H74ZM113 77H112V83L114 85H116L117 83L115 84V82H113ZM196 77H198V78L195 79ZM17 78H19V79H17ZM213 78H215V77H213ZM236 78H238L239 80H236ZM168 80H169V84L168 85L170 86V84H172L171 87H169L167 85ZM188 80H190L192 82V86H190L191 83H189L190 81L188 82ZM17 81H16V84H17ZM193 81L195 83L196 82L197 83L195 84V83H193ZM187 82H188V84H190L189 85L190 87H188V85L186 86ZM235 82H237V83H235ZM23 83H25V82H23ZM164 83L166 85H164ZM18 85H20V83H18ZM196 85H198V87ZM162 86H163V88H162ZM174 86L175 87L177 86L176 90L175 91L174 90L170 91V90L175 88ZM236 86H239V89H237ZM119 88H121V87L119 86ZM254 88H256V89L258 88V89L255 91ZM260 89H261L262 92L264 91V90H262V88H260ZM186 90H187V92H186ZM239 90H240V95H239ZM253 90L255 91V94H253L254 93ZM164 91H162V93ZM177 91H179V92H177ZM182 91H183V93H185V94L187 93V94L186 95L183 94ZM172 92H174V93L177 92V95L172 93ZM251 92H252V94H251ZM191 93H192V91H191ZM172 94L174 96L175 95L176 96L175 97L173 96L174 97L173 98ZM244 95L246 96L245 98L243 97ZM188 97H189V99H188ZM190 97H191V99H190ZM238 97L239 98H243V99H239ZM248 101H249V105H250L249 107L251 108V111H249L250 108L248 107V104H247ZM187 102H189V103H187ZM243 102H245V103H243ZM192 103H195V104H192ZM251 103L253 104V106L251 105ZM179 104H182V105H179ZM246 104H247V106H246ZM191 106H193V107H191ZM167 107H169V109ZM173 108H175V110L176 109H178V110L177 111L172 110ZM247 108H249V110ZM253 109H255V108H253ZM173 111H174V113H173ZM255 111H256V109H255ZM252 112H254V111H252ZM256 112L258 113V109H257ZM249 113L251 114V116L249 115ZM43 114H45L46 116L45 115L43 116ZM65 115L68 118L65 117ZM145 115H146V117L147 116L149 117V115H147V114H143L142 117L145 116ZM240 115H243V116L241 117ZM172 116L174 117V119L172 118ZM62 118H64V119H62ZM65 118H67V119H65ZM88 118H90V120ZM253 118H254V116H253ZM255 118H258V116L255 117ZM263 118L260 116V118L257 119V121L260 120V119H263ZM50 120H52V121H50ZM103 120H105V121H103ZM182 120H183V122H182ZM70 121H72V122H70ZM252 121H253V119H252ZM98 122H99L100 126H98ZM104 123H105V125H104ZM157 123H158L159 126L157 125ZM72 125H74V126H72ZM149 125H151V124H149ZM155 125H157V126L155 127ZM75 126H78V127L75 128ZM96 126H98V127H96ZM86 127H88V128H86ZM124 127L125 128L129 127V128L126 129V131H125ZM150 127L151 126H149V128ZM102 128L105 131L101 130ZM117 128H119V129H117ZM152 129H150V131H152ZM156 129H157V131H156ZM80 130L83 131L84 133L81 132ZM177 130L186 131V135L183 136V138H185V137L187 138V140L185 139L186 142H185L184 139L183 140L179 139L177 141L174 137H172L173 133L175 131H177ZM110 131H112L114 133L117 131L118 132L116 134L117 136H115V134L113 136H111L112 132H110ZM120 131H124V133L121 134ZM132 131H134V132H132ZM135 131H136V133H135ZM106 132H108V133L110 132V136H108L109 134H106ZM147 132H149L151 134H149ZM31 133L33 134V136H31ZM40 133L41 134L44 133V134H42V136H41ZM82 133H83V136H82ZM90 133H92V134H90ZM97 133H98V135H97ZM104 133L106 134V136H105ZM119 133H120V136L122 135L121 136L122 139H120V137L118 136ZM132 133H133V135H132ZM39 134H40L41 138H43L42 139L43 141H40L41 139H39L40 138ZM125 134L126 135L128 134L126 136V140L123 137V135H125ZM101 135L103 137L104 136L105 137L103 138ZM167 135H170L172 138L170 136L169 137L171 139L168 138ZM188 135H189V137H188ZM197 135H198V137H197ZM160 136H164V137L160 138ZM165 136L168 138V141L170 143L167 141V138ZM28 137H30V140H32V141H30ZM99 137L100 138L102 137L101 139H103V140H101ZM141 137L143 139H141ZM145 137L147 138V140H146ZM150 137L151 138L154 137L156 139V141L153 140L154 138L151 139ZM37 138L39 139V141H36ZM129 138H130V140H129ZM136 138H138V140L142 143V146H143V144H145L144 148H148V149L152 150V147H153L154 150L152 152H154L153 154L155 156V159H157V161L165 160V158H167L168 156L171 155V154L170 155H167V154H169L171 152H175L174 150L176 149L177 150L176 152H177L178 161L180 162V164L183 163L184 160H185V162H186L185 165L188 166L187 167V166L184 165L185 168L187 167L185 170H183L185 173L183 171H181L179 173V175H178V181H177V179H176L177 178V176H176L177 174H173L171 169L169 171L168 167L163 168V171H162L161 170L162 168H154V167L150 166L151 168H149V170L147 169L148 172L145 171L146 172V177L142 176V179L137 177L138 179L135 180V178L133 179V176L131 175L132 179L134 181H136V182L130 181V180H132L131 176H129L131 174V171H128V170L126 171L125 168L123 167V164H124V162L126 160V156H127L125 153H127L128 151H127L126 148H122V149H120V151L119 150H114V149L116 147V140H119V142L120 141H123V142L125 141L127 143V141H135ZM162 139L163 140L165 139V140L163 141ZM98 140H99V142H98ZM138 140H136V141H138ZM160 140H162V141L160 142ZM170 140L171 141L173 140V141L171 142ZM188 140H191L190 142L193 141L195 143L192 142L190 144V142L188 143ZM209 140L211 141L212 139H209ZM75 141H77V142H75ZM94 141L97 142V145H95L96 142L94 143ZM149 141H150V143L154 142L155 144H153V143L150 144ZM157 141H159V143ZM180 141H181V143H180ZM183 142H184V144H183ZM8 143L11 146L7 145ZM166 143L167 144H171L172 143V145L174 143H176L178 145H177V147H175L176 144H174V150L172 149L171 151L169 150L170 152H168L169 148L165 149L166 148L165 145H167ZM196 143H199V144L196 145ZM117 144H118V142H117ZM161 144L162 145L164 144L165 148L163 146L160 147ZM180 144H183V147L186 146L188 148L185 147L186 148V150H185V148H182V146ZM193 144H194V146L196 145L194 148H193ZM49 145H53V146H49ZM71 145H74L73 148H75L77 154H76V152L71 150L76 155H74L73 153H72L73 157H70L71 154L68 155V156L65 155L66 159L63 158L64 161L61 163V166L59 164H55V163L53 165V162L55 161V159L60 157L58 155H62V154L64 155V153L66 154V152H68V153L71 152L70 149H72V147L69 148V146H71ZM76 145H77V147H76ZM148 145H149L150 148L148 147ZM179 145H180L181 149H180ZM28 147H29V149L32 148V150H29ZM48 147H51V148H48ZM168 147H170V146H168ZM47 148L49 149V151H51V152L48 153V155H47V152H46V151H48ZM79 148L82 149L81 150L82 152L80 151ZM195 148H197V149L195 150ZM182 149L184 150V152H183ZM188 149H190L191 151H189ZM65 150H66V152H65ZM31 151H33L32 154H30ZM205 151H207V152H205ZM210 152H212V154L215 153V151H213V150L210 151ZM34 153H37L38 155L39 154L40 155L38 156L37 154H35V155L38 156L37 157V156L34 155ZM44 153H45V161H46V163H44L45 162L44 161V155H42ZM79 153L80 154L82 153L81 155H83V157L79 156L78 155ZM184 153L185 154L188 153V154L184 155ZM93 154L95 155V157L93 156ZM193 154L196 155L195 152H193ZM41 155H42L43 158L41 157ZM182 155H183L184 158L181 157ZM77 156H79V157H77ZM46 157H48L49 163H48ZM162 157H163V159H162ZM186 157H188V158H186ZM53 158H54V161L52 160ZM94 158H95V160H94ZM40 159H43V163H42V160L40 161ZM50 159H51L52 162H50ZM76 159L77 160L79 159L78 161L80 162V164H78L79 162H77ZM1 160H3L4 162L1 161ZM108 160H109V162L106 163ZM215 160H216V163L220 162L219 161L220 159L218 160V158H216V157H214V162H215ZM122 161H123V163H121ZM39 162H41V165H40ZM188 162L190 164L191 163H193V164H191V165L187 164ZM3 163H4V165H3ZM37 164L40 165L42 167V169H44L43 172L41 170V172L43 174L42 176H44V177H42L41 184L39 185V188L37 190V193H36L37 197L36 198L35 197L32 198L31 196L26 195L27 193H25V192L27 190L25 191L23 188L27 189L26 188L27 186L23 182L18 183L19 179L17 177L19 176L18 173L20 174V172H22L27 167H30L31 170H33V168H34L33 165L37 166ZM43 164H46V167ZM47 164H49V165H47ZM260 165H262V164L260 163ZM7 166L9 168H7ZM62 167L63 168H67L66 173H68L70 176H81V180L79 181L80 183H78L77 187H75V189H74V194H75V196H78L79 198L81 197L80 200H82L83 204H81V202H79L80 204H78V206L79 205L82 206L83 207V211H85V212L82 211L81 212L82 215L78 214L80 216V218H79V216H77V219H79V222L80 223L82 222L81 224H84V225L85 224L87 225V224L91 223L90 226L85 227L86 229L81 233V235L76 236L77 238H74L72 241H70L67 238V234L68 233H66V232H65L66 234L65 233H61L60 224H62V222L64 221V218H65L64 213L65 212H67L70 209H71L70 211L76 210L78 207L76 205L75 206H70V205H67V204L66 205H58V204L56 205L54 202H51L52 201L51 200V198H52L51 194L49 192H47V190H48L47 189V185L45 186V184H44V182L46 180V178H45L46 175H50V174H52V172H56V170L58 171L59 169H62ZM97 167L100 168V170ZM262 167H264V163H263ZM10 168L12 169L11 173L14 170V172L17 173V176L13 172L14 174L12 173V175H15V176H9L8 178H9L10 181L8 182V179L5 178V176H8V175H6L7 173H5V174H3V173L4 172H8L10 170ZM54 169H56V170H54ZM140 169L141 170H139V171L141 172L143 169L142 168H140ZM159 169H160V171L162 173L159 171ZM136 171H138V170H136ZM187 171H189V172H187ZM194 172H195V170H194ZM9 173L10 172H8V174ZM171 173H172V175H174V178H173L174 180L172 179L170 181V179L172 177L169 178L168 176H171ZM187 173H189V176H188ZM164 174H166V175L164 176ZM143 175H145V174H143ZM190 175L192 177H190ZM136 176H138V172L136 174H134V177H136ZM143 177H145V179ZM180 178L181 179L183 178V179L181 180ZM189 178H190V180H188ZM206 178L207 177L202 178V179L197 178L199 180L193 179V181H194L193 182V186H194V183L195 184L196 183L197 184L201 183L200 186H207L206 184L208 182H211L212 180L209 181V178H207V179ZM15 179H18V181H16ZM137 180H139V181H137ZM176 181L179 184L175 183ZM185 181H186V183H184ZM188 181H189V184H187ZM3 182H0V184L3 183ZM137 182H139V183H137ZM132 183L134 184V186H133ZM156 183L160 184L159 185L160 186L159 190L157 188L158 185ZM5 184H4V186H5ZM176 184H177V189H176ZM167 185H169V186H167ZM184 185H185V187H184ZM208 185H209V183H208ZM2 186H3V184L1 185V187ZM11 186H10V188L13 190L14 187L12 188ZM182 187L185 188V189H183ZM44 188H46V189H44ZM155 189H157L158 193L156 192ZM161 189H162V193L159 192V191H161ZM180 189H182V191ZM163 190L165 191V193L167 195H163V194H165V193H163ZM168 190L169 191L172 190V195H171V192H169ZM177 190H179V191H177ZM193 190L195 191L194 193H192ZM21 191H22V193H21ZM131 191H132V193H130ZM190 191H191V193H189ZM140 192H142L143 194L141 193V195H140ZM252 192L254 193V191H252ZM10 193H11V196H10ZM46 193H47L48 196L46 195ZM150 193H152L151 194L152 196L149 195ZM153 193L157 194L158 196L154 195L155 196L154 197ZM197 193H198L199 196L197 195ZM202 193H204V194H202ZM134 194H136V195L134 196ZM99 195L101 196V198H100ZM131 195H132V198L130 197ZM180 195H182V196H180ZM206 195L208 197H205ZM178 197H180V199ZM138 198H140V199H138ZM148 198H150V200H152V203H151L150 200H148ZM6 199L7 200L9 199V200L6 201ZM13 199L14 200L19 199V202L21 203L20 204L21 206H18V208L15 210V212L12 211V213H10L14 217L9 216L7 214L8 212H11L9 210V209H11V207L8 208V206L10 204L9 201H12ZM158 199H160V200H158ZM178 199L179 200L183 199V201L181 200V202H180V201H178ZM84 200H86L88 202L90 200V202L88 203V202H86ZM143 200H145V201H143ZM193 200H194V202H193ZM202 200H204V203L203 202L200 203V201H202ZM122 201H124V203ZM134 201H135V203H134ZM172 201L175 202V204H177V206H174L175 204L172 203ZM260 201H262V204L259 205V207L257 206L255 208V212L258 211L257 213H255L256 216H258V215H260L262 213L264 214V203H263L264 200L261 198ZM16 202H17V200H16ZM195 202H196V205H199V203H200L204 207L202 205H201L202 207L199 205L198 210H197V206H195ZM1 203H3V204H1ZM117 203H119L118 205H119L120 209H121V207L122 208L124 207V208L121 209V210L119 208H117L118 207V205H116ZM149 203H151V204H149ZM145 205H147L148 207L145 206ZM216 205L218 206V208H217ZM170 206L172 207L171 209H170ZM188 206H190V207H188ZM226 206H227V208H229V207L230 208L226 209ZM186 207H188V208L186 209ZM3 208H4V211H3ZM5 208H7L8 210L6 209L7 210L6 211ZM174 208L175 209L177 208V210L173 211ZM190 208H193V209H190ZM133 209H135V210H133ZM234 210H236V211H234ZM163 211H164V213H163ZM178 211L179 212L181 211V212L179 213ZM182 211H185V212H183L184 214H182ZM231 211H234L235 213L234 212L231 213ZM4 212L5 213L7 212V213L5 214ZM165 212L168 213V214H165ZM171 212L173 213L174 217H172V215H171L172 213ZM83 213H85V214L83 215ZM233 213L236 214V215H234ZM4 215H6V216H4ZM7 215L9 217H12V219L10 218L11 221L12 220H14V221L10 224L11 226L8 225L5 228V226H6L5 224L9 220L8 219L7 221H5ZM167 215H169V216L166 217ZM180 216H181V218H180ZM238 216L239 215L236 216L237 220H238ZM118 217L121 218V219H119ZM170 217H172V218L170 219ZM236 217L234 219L235 221H236ZM258 217H260V216H258ZM81 218H82V221H81ZM86 218H87V220H86ZM110 218L113 219V220L111 219L112 222H108V221H110ZM178 218H179V220H178ZM215 218H216V220H214ZM1 219H2V221H1ZM77 219H75V221H77V225H78L80 223L78 222ZM84 220H86L87 222L84 221ZM122 220H123V223H122ZM230 220H231V222H230ZM230 220H229V222L233 223V221H234L233 218L230 219ZM3 221H5V222L3 223ZM120 221H121V223H120ZM235 221H234V223H235ZM94 222H95V224L93 225ZM242 222H243V220H242ZM242 222L240 220L238 223H235V224H237L236 225L237 227L243 228L244 224ZM114 223H115V225H111V224H114ZM124 223H125V225H124ZM168 223H170V224H168ZM189 223H190V225H189ZM199 223H202L203 225L201 224L202 226H200ZM166 224H167V226H165ZM187 224L190 227H188ZM95 225H96V227H95ZM168 225H170L169 229H168ZM108 226H109L110 229L107 228ZM123 226L125 227L124 229H123ZM194 226H195V228H194ZM205 226H207V228H205ZM16 227H18L19 229L16 228ZM161 227H163L162 231H161V229H162ZM116 228H119V229H116ZM120 228H121V230H120ZM182 228H184L185 230L182 229ZM210 228H211V231H210ZM76 229L77 228H75L74 230H76ZM115 229H116V231H115ZM172 229H174V230H172ZM117 230H119V231L117 232ZM167 230L170 231V232H168ZM10 231H11V233H9ZM93 231H95L97 233H95V232L93 233ZM171 231H173V232L171 233ZM183 231L185 233H183ZM208 231L210 233L206 234V232H208ZM216 232L218 233V236L216 235L217 234ZM84 233H87V234H84ZM19 234H20V236H19ZM211 235H213V238H212ZM221 235H222L221 239L223 238V240H222L223 242L219 238V236H221ZM85 236L86 237L89 236L93 241L90 238H86V241L90 240V242L87 243L85 241ZM241 236L244 237L243 233H241V235L238 234V237L240 239L242 238ZM187 237H188V239H187ZM234 237H235V239H234ZM93 238H95V239H93ZM205 238H207V239L205 240ZM239 238H237V239H239ZM200 239H202V240H200ZM96 240H97V243H95ZM215 240L219 241V242H216ZM84 241L86 242V245H85ZM195 241L197 242V244L194 243ZM214 241H215V243H214ZM256 241L257 240L255 239V243L254 244L255 245L258 244L257 245L258 247L256 246L257 249H258V250L256 249V252L257 251L259 252V251L262 250V248H259L260 244L256 243ZM178 242L180 244H177ZM208 242H210V243H208ZM225 242H226V244H225ZM89 243H90V245H89ZM199 243H200V245H199ZM197 245L199 246V248L197 247ZM219 245H221V246H219ZM166 246H167V251H165ZM224 247H226V248H224ZM193 248L196 249V250H194ZM222 249L223 250L225 249V251L228 250V251H226L224 256H223V254H220V253L224 252ZM254 249H255V247H254ZM122 250L125 251L127 256L124 254V252H123L124 255L122 254ZM168 251H169V253H168ZM138 252H140V253H138ZM19 253H20V256L18 255ZM127 253H129V254H127ZM159 253L163 254V255L160 256ZM158 254H159V256H158ZM164 255H165V257L169 255V257L164 258ZM191 255H192V257H191ZM221 256H223V257H221ZM159 257H161V258H159Z\"/></svg>", "mask_w": 264, "mask_h": 264}]
</instances>
